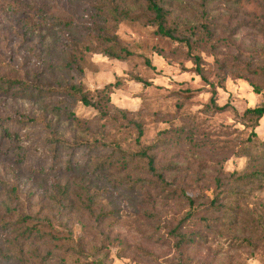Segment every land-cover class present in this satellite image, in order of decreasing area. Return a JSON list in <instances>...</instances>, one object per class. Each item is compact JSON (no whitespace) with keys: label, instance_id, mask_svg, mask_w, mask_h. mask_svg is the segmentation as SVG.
I'll return each instance as SVG.
<instances>
[{"label":"rangeland","instance_id":"obj_1","mask_svg":"<svg viewBox=\"0 0 264 264\" xmlns=\"http://www.w3.org/2000/svg\"><path fill=\"white\" fill-rule=\"evenodd\" d=\"M238 1H206L214 30L209 36L199 35L200 47L193 53L202 56L207 77L213 82L217 81L215 73L218 71L213 52L226 63L242 55V61L248 62L253 57L254 66H264V25L261 22L264 18L258 22L251 13L261 15L264 0H250V7ZM103 3L105 0H0V73L14 78L25 73L36 74L58 83L70 78L85 89L101 88L119 77L121 84L111 95L112 102L122 109L141 111L144 144L153 142L159 131L182 124L179 119L172 123L169 119L175 115V97L189 88L194 94L185 102L180 115L194 114L196 122L205 129L219 124L233 125L238 128L237 135L241 139L247 137L251 129L236 122L234 111H204L211 87L191 70L194 64L186 52L187 46L157 34L156 26L148 24L145 17L123 20L116 25L120 42L135 54L130 62L89 53L86 58L90 64L83 74L68 70L64 54L68 33L58 21L74 23L79 33L74 32L73 37L87 40L86 28ZM165 3V7L173 11V17L179 15L192 23L200 12L201 0H165ZM184 4L192 11L188 15L179 10ZM122 5H127L132 13H146L142 3ZM146 58L151 60L154 69L145 65ZM233 71L237 70L233 68ZM131 74L152 81V85L145 87L132 80ZM253 80L263 91L264 80ZM224 84V88H218L220 105L229 102L242 114L260 102L247 81L229 78ZM56 102L53 96L26 99L0 94V118L27 114L38 120L37 126L26 127L16 135H0V227L33 225L58 236L71 235L72 247L58 251L54 248L55 242H25L6 235L0 237V264H17L10 262L6 254L18 252H23L27 260L24 264H61V258L64 264H176L179 261L264 264V183L239 188L244 192L239 200L223 201L234 207L236 225L219 226L207 242L177 252L168 241L157 240L150 222L144 219L152 207L143 200L138 189L121 182L124 173L116 168L104 169V166L67 172L59 166L54 150L55 137L72 144L85 142L86 136L77 123L52 110ZM74 111L82 119L96 116L95 110L81 103L74 106ZM256 132L264 139V117ZM107 136L111 141L120 142L124 149L134 148L132 128L111 131ZM175 151L161 150L160 165L166 167L169 161L175 160ZM106 154L98 153L97 158L102 159ZM212 163V158L206 163L208 170L204 181L199 180L196 164L189 170L186 184L191 185L195 194L206 192L208 196L213 191ZM246 163L244 156H231L224 170L241 171ZM58 184L68 186L70 196L56 203L59 195L55 186ZM87 199H91L88 203L91 211L81 204L87 203ZM21 215H30L31 220H20ZM48 219L54 229L47 223ZM160 231L164 234V229ZM10 239L13 242L10 243ZM64 243L59 242L60 245ZM9 245L12 251L7 250ZM48 250L57 253L51 260L45 255Z\"/></svg>","mask_w":264,"mask_h":264},{"label":"trees","instance_id":"obj_2","mask_svg":"<svg viewBox=\"0 0 264 264\" xmlns=\"http://www.w3.org/2000/svg\"><path fill=\"white\" fill-rule=\"evenodd\" d=\"M206 1L208 0H201L200 12L195 18V23H192L179 15L173 17V11L165 7V0H105L86 28L89 38L84 41L73 37L74 32L79 33L74 23L58 21L68 33L67 44L64 45L65 66L68 70L83 74L84 69L90 64L86 58V54L89 53H100L119 61L130 62L135 54L120 42L116 25L123 20H141L145 17L148 24L156 26L157 34L187 46L186 52L194 64L191 70L211 87V96L204 106V111L211 113L234 111L236 122L244 128L251 129L243 139L237 135L236 126L219 124L205 129L196 122L194 114L180 115L185 102L194 94L189 88L179 92L175 97V115L173 119H169L170 123L179 119L182 124H173L159 131L153 142L144 144L145 131L143 119L140 117L141 111L122 109L112 102L111 95L121 84L119 77L116 82L108 83L101 88L85 89L82 84L75 83L70 78L58 83L56 80L50 82L47 78L36 74L30 76L25 73L21 77L14 78L0 73V94L26 99L53 96L57 102L52 103V110L58 116L77 123L83 130L86 136L85 142L71 144L62 137H55L53 142L57 145L54 150L59 166L67 172L104 166V169L116 168L120 173H124L121 182L126 183L129 188L138 189L143 200L152 207V210L145 214L144 219L150 222L149 226L154 229L157 240L168 241L177 252H182L185 247L199 246L207 242L210 236L215 235L219 226L236 225L237 215L234 207L231 203L223 201L230 198L239 200L244 196V192L239 188L254 183H264V139H260L256 132L264 117V90L262 91L260 85L253 80V78L264 80V66H254L253 57L252 60L244 62L241 60L242 55L233 57L232 63H226V60H220L218 53L213 52L214 63L218 66V71L215 73L217 81L209 80L202 56L193 53L194 49L200 47L199 35L209 36L214 30L207 12ZM238 2L250 7V0ZM128 3L144 4L146 13L130 12L127 5H122ZM179 10L186 15L192 12L187 4L179 7ZM251 13L258 22L264 18V9L261 15ZM261 22L264 25V21ZM145 65L151 69L155 68L148 58L145 59ZM233 68L237 71H233ZM229 78L247 81L260 97V102L248 107L242 114L238 113L229 102L220 105L217 101L218 88H224V83ZM131 79L142 83L145 87L152 85V81L138 74H131ZM79 103L95 110L96 116L90 120L80 118L74 111V106ZM37 125L38 120L27 114L0 118V135H16L26 127ZM125 128H132L135 131L134 148L124 149L120 142L108 139L107 135L111 131L117 132ZM51 132L55 134V130L52 129ZM166 149L176 150L177 155L176 159L169 161L170 164L165 167L159 163V154L161 150ZM102 152H107L106 157L98 159V153ZM231 156L247 158V163L241 171L224 170V164ZM211 158L213 159L210 166L213 171L211 178L213 191L208 196L206 192L202 195L195 194L191 185L186 184L187 174L196 164L199 180L204 181L208 170L206 163ZM55 189L59 195L55 200L56 203L69 198L68 186L61 187L58 184ZM86 202L85 204L81 202L82 206H86V209L91 211L88 205L91 199H87ZM216 214L220 215L216 216ZM30 218V215L20 216V220L23 221H29ZM47 223L52 228L49 219ZM160 229H164L165 235ZM6 235H12L16 240L25 242H55L54 248L58 251L72 247L71 235L58 236L52 231H41L33 225L0 227V237ZM61 241L66 243L60 245ZM9 242H13L12 239ZM7 250L12 251V247L9 245ZM45 255L51 260L57 253L48 250ZM6 257L10 262L17 264H24L27 261L23 252H18L16 255L6 254ZM61 262L64 264L62 258ZM176 264L194 263L179 261Z\"/></svg>","mask_w":264,"mask_h":264}]
</instances>
